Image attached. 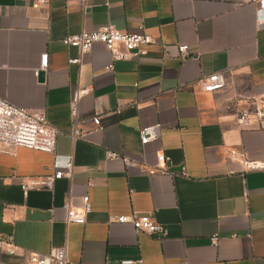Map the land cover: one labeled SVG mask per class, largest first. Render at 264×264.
Masks as SVG:
<instances>
[{
  "label": "crops",
  "instance_id": "obj_1",
  "mask_svg": "<svg viewBox=\"0 0 264 264\" xmlns=\"http://www.w3.org/2000/svg\"><path fill=\"white\" fill-rule=\"evenodd\" d=\"M104 26H143L154 44L122 61L97 44L72 64L79 52L64 39ZM216 73L226 88L204 92L199 79ZM77 89L89 93L74 140ZM263 96L256 0H0V98L44 114L58 131L56 155L74 163L71 180L26 190L52 175L54 155L0 144V239L18 249L0 247V262L66 245L73 264H264V121L239 126L231 103ZM156 125L143 146L140 129ZM158 154L168 174L157 172ZM85 196L87 223L67 225L65 203ZM144 214L163 235L116 221Z\"/></svg>",
  "mask_w": 264,
  "mask_h": 264
},
{
  "label": "built area",
  "instance_id": "obj_2",
  "mask_svg": "<svg viewBox=\"0 0 264 264\" xmlns=\"http://www.w3.org/2000/svg\"><path fill=\"white\" fill-rule=\"evenodd\" d=\"M39 3L45 4L47 0H39ZM256 4L257 25L261 28L264 27V0H256ZM64 44L77 49L79 57L70 62L72 64H80L82 57L89 53L97 44L103 45L112 54L114 61H122L144 55V48L154 44V40L145 32L143 26L138 27L134 33L121 32L114 26H104L99 29L83 30L75 35H70L64 39ZM178 52L183 57L188 54V47L186 45H179ZM47 64V55H43L41 68L45 69ZM38 75L39 73H36V76ZM198 84L204 92L213 93L224 90L227 83L223 74L216 73L209 77H202L199 79ZM87 93H89V89H77L72 97V139L74 140L82 135L79 130L80 116L78 104L81 98ZM243 102L245 105H242ZM231 103L237 107L235 113L239 126L244 127L248 125L253 117L259 121H264V96L260 98L237 97ZM93 124L97 129H102L100 117H94ZM158 128L159 125L140 129V141L143 146L157 138ZM57 135V129L49 123L44 114L30 113L27 109L17 107L0 98V144L9 147L27 148L54 155L52 175L40 181H34L32 185H25L24 189L44 187L51 190L57 180L63 178L72 179L74 169L73 157L56 155ZM106 158L109 160H117L120 158V155L108 152ZM169 161L170 159L164 154H158L157 172L168 174L169 169L167 164ZM64 209L66 210L65 222L67 225H85L87 223V217L91 213L90 199L88 196L83 197L79 207L74 206L72 201L69 200L65 203ZM116 221L122 224L130 222L138 232L151 235L164 234L163 227L157 224L152 216L148 214L135 217L131 220L128 217L122 216L118 217ZM217 242L218 238L213 237L212 243L217 245ZM5 246L7 247L8 254H17L18 249L14 245L11 237L0 239V247ZM20 254L22 256V262H0V264H73L68 259L66 245L52 249L48 254L33 253L26 250L21 251ZM124 263L131 264L132 262L125 261Z\"/></svg>",
  "mask_w": 264,
  "mask_h": 264
},
{
  "label": "water",
  "instance_id": "obj_3",
  "mask_svg": "<svg viewBox=\"0 0 264 264\" xmlns=\"http://www.w3.org/2000/svg\"><path fill=\"white\" fill-rule=\"evenodd\" d=\"M45 79V73L44 72H40L39 73V80L43 81Z\"/></svg>",
  "mask_w": 264,
  "mask_h": 264
}]
</instances>
